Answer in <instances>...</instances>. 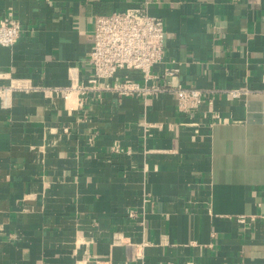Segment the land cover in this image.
I'll list each match as a JSON object with an SVG mask.
<instances>
[{"label": "crops", "instance_id": "obj_1", "mask_svg": "<svg viewBox=\"0 0 264 264\" xmlns=\"http://www.w3.org/2000/svg\"><path fill=\"white\" fill-rule=\"evenodd\" d=\"M146 3L170 86L261 93L189 115L171 92L77 113L43 90L0 100V264H264V0H0L25 31L0 87L85 81L95 17Z\"/></svg>", "mask_w": 264, "mask_h": 264}, {"label": "built area", "instance_id": "obj_2", "mask_svg": "<svg viewBox=\"0 0 264 264\" xmlns=\"http://www.w3.org/2000/svg\"><path fill=\"white\" fill-rule=\"evenodd\" d=\"M24 33L22 23L10 11L0 22V47L12 48ZM92 37L89 78L81 82L71 72L69 87L52 89H44L31 79H13L9 86L0 87L2 105L8 108L14 92L32 93L43 90L45 94L63 96L67 111L77 113L85 105L103 103L106 98L116 102L131 98L146 100L171 92L177 99L179 111L189 115L199 111L206 101L211 106L214 105L219 94L240 99L261 93L247 87L216 90L182 84L170 86L167 81L176 77L180 69L175 61H167L165 21L151 16L147 3L109 15H97ZM159 67H162V71L157 74L155 69ZM212 117L216 121H226L218 114ZM112 152L121 154L125 150L115 143ZM261 218L264 219V213ZM238 221L245 224L246 217L242 216ZM137 256L140 260L144 259L141 252Z\"/></svg>", "mask_w": 264, "mask_h": 264}]
</instances>
